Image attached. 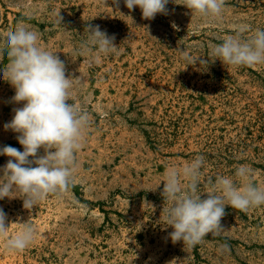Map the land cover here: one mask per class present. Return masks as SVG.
I'll use <instances>...</instances> for the list:
<instances>
[{
    "label": "rangeland",
    "instance_id": "374dc122",
    "mask_svg": "<svg viewBox=\"0 0 264 264\" xmlns=\"http://www.w3.org/2000/svg\"><path fill=\"white\" fill-rule=\"evenodd\" d=\"M182 3L169 0L167 15L145 20L124 0L118 8L112 0H0V48L18 23L36 30L39 46L64 61L71 95L89 116L66 193L31 211L19 198L0 200L9 222L29 220L36 231L26 249L9 252L5 243L19 230L11 224L0 237V264H264V205L226 206L225 231L192 248L171 241L161 215L166 170L197 156L205 159L202 198L217 176L242 185V165L264 188V64L235 67L210 55L239 25L250 29L245 37L264 29V0H226L219 18L191 15ZM89 24L115 37L117 54H82ZM186 55L208 63L188 66ZM14 94L0 73V147L23 151L4 128L22 107ZM8 159L0 156V168Z\"/></svg>",
    "mask_w": 264,
    "mask_h": 264
},
{
    "label": "clouds",
    "instance_id": "9594fccd",
    "mask_svg": "<svg viewBox=\"0 0 264 264\" xmlns=\"http://www.w3.org/2000/svg\"><path fill=\"white\" fill-rule=\"evenodd\" d=\"M104 2L107 4L108 0ZM112 3L119 7V0ZM168 3L169 0H124L129 11L138 7L145 20H153L158 14L167 15ZM181 5L189 9L191 15L219 18L226 0H183ZM62 20L57 13L56 24L62 25ZM172 26L177 28L174 23ZM249 30L247 25H239L235 34L214 45L210 52L215 58L213 62L219 60L223 65L235 67L264 64V29H256L245 37L244 33ZM85 31L88 38L81 46L82 54L118 53L115 37L102 31L99 25L89 24ZM39 39L36 30L18 23L7 32L0 48V63L7 57L0 73L15 90L12 102L22 104L14 108V116L4 128L18 134L16 139L23 148L20 151L10 145L0 147V156L9 158L0 168V200L19 198L23 208L29 211L49 196L67 192L75 170L76 153L82 147L89 125L87 111L76 104L71 95L73 78L66 75L64 61L54 52L41 48ZM184 59L188 66L208 63L205 58L194 59L189 55ZM87 62L91 66L94 58ZM41 149L42 155L39 154ZM204 164V157L197 156L181 169L170 167L163 181L161 194L167 206L162 208L161 215L167 227L173 229L169 238L188 248L203 243L209 234L219 236L225 231L221 220L226 206L247 212L264 205V188L252 182L251 169L243 165L235 172L242 185L230 177L217 176L209 181L212 187L206 198H202L205 193L200 191V175ZM182 177L188 181L186 185L182 184ZM13 223L19 230L7 239L5 248L9 252H20L33 242L36 231L29 220L9 222L7 214L0 209V237ZM219 251L225 254L230 248L223 244Z\"/></svg>",
    "mask_w": 264,
    "mask_h": 264
}]
</instances>
